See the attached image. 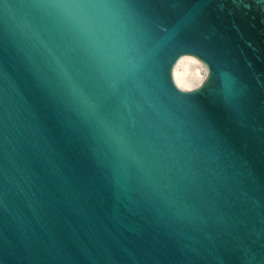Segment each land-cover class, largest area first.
Returning a JSON list of instances; mask_svg holds the SVG:
<instances>
[{"label":"water","instance_id":"1","mask_svg":"<svg viewBox=\"0 0 264 264\" xmlns=\"http://www.w3.org/2000/svg\"><path fill=\"white\" fill-rule=\"evenodd\" d=\"M0 264H264V0H0Z\"/></svg>","mask_w":264,"mask_h":264},{"label":"bare ground","instance_id":"2","mask_svg":"<svg viewBox=\"0 0 264 264\" xmlns=\"http://www.w3.org/2000/svg\"><path fill=\"white\" fill-rule=\"evenodd\" d=\"M207 76V68L198 58L183 55L173 69V79L176 85L184 91H191L203 84Z\"/></svg>","mask_w":264,"mask_h":264}]
</instances>
